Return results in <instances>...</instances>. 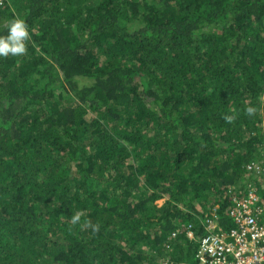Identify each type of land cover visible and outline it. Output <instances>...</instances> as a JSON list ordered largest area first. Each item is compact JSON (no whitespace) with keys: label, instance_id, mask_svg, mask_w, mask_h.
<instances>
[{"label":"trees","instance_id":"trees-1","mask_svg":"<svg viewBox=\"0 0 264 264\" xmlns=\"http://www.w3.org/2000/svg\"><path fill=\"white\" fill-rule=\"evenodd\" d=\"M15 17L0 264L196 263L214 211L231 225L248 182L264 197V0H0V35Z\"/></svg>","mask_w":264,"mask_h":264},{"label":"built area","instance_id":"built-area-1","mask_svg":"<svg viewBox=\"0 0 264 264\" xmlns=\"http://www.w3.org/2000/svg\"><path fill=\"white\" fill-rule=\"evenodd\" d=\"M249 169L264 176L263 166L253 164ZM246 187V196L234 199L229 212L231 225H221L215 211L213 217L206 219L205 232L198 239L194 254L196 263L167 258L161 264H264V197L252 183L248 182ZM177 233L172 232L171 237L175 238ZM187 235L195 239L190 225Z\"/></svg>","mask_w":264,"mask_h":264},{"label":"clouds","instance_id":"clouds-1","mask_svg":"<svg viewBox=\"0 0 264 264\" xmlns=\"http://www.w3.org/2000/svg\"><path fill=\"white\" fill-rule=\"evenodd\" d=\"M31 41V33L27 22L19 17L11 19L7 25V32L4 35H0V57H20L27 53L28 45ZM245 112L248 116H253L256 112V108L248 106L245 108ZM236 117L234 115H225L224 120L227 123H232ZM82 217L81 212L71 216V223L76 225L80 222ZM93 232L100 230V225L92 224L91 221L86 222Z\"/></svg>","mask_w":264,"mask_h":264},{"label":"rangeland","instance_id":"rangeland-1","mask_svg":"<svg viewBox=\"0 0 264 264\" xmlns=\"http://www.w3.org/2000/svg\"><path fill=\"white\" fill-rule=\"evenodd\" d=\"M164 200H165V199H161V200L157 201V203H158L159 205H162V204L164 203ZM183 261L186 262V260H183Z\"/></svg>","mask_w":264,"mask_h":264}]
</instances>
